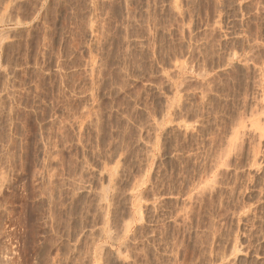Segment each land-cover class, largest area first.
<instances>
[{
	"label": "rangeland",
	"instance_id": "rangeland-1",
	"mask_svg": "<svg viewBox=\"0 0 264 264\" xmlns=\"http://www.w3.org/2000/svg\"><path fill=\"white\" fill-rule=\"evenodd\" d=\"M0 264H264V0H0Z\"/></svg>",
	"mask_w": 264,
	"mask_h": 264
}]
</instances>
